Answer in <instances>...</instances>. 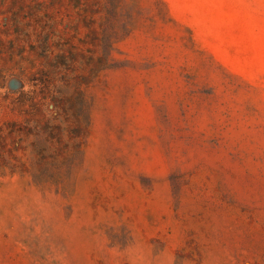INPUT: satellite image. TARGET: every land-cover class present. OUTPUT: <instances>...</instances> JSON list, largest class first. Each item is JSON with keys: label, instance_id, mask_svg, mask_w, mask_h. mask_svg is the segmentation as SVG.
Here are the masks:
<instances>
[{"label": "rangeland", "instance_id": "rangeland-1", "mask_svg": "<svg viewBox=\"0 0 264 264\" xmlns=\"http://www.w3.org/2000/svg\"><path fill=\"white\" fill-rule=\"evenodd\" d=\"M0 264H264V0H0Z\"/></svg>", "mask_w": 264, "mask_h": 264}]
</instances>
